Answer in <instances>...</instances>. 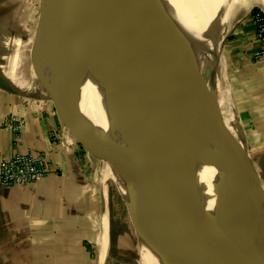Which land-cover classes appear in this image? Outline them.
Returning <instances> with one entry per match:
<instances>
[{"label":"crops","instance_id":"crops-1","mask_svg":"<svg viewBox=\"0 0 264 264\" xmlns=\"http://www.w3.org/2000/svg\"><path fill=\"white\" fill-rule=\"evenodd\" d=\"M36 3L0 0V166L17 153H41L51 172L31 185L0 186V264H97L106 217L109 235L106 192L88 132L33 64ZM254 29L249 17L230 30L216 72L221 64L230 111L224 120L247 148L264 191V56H255L261 43Z\"/></svg>","mask_w":264,"mask_h":264},{"label":"water","instance_id":"water-1","mask_svg":"<svg viewBox=\"0 0 264 264\" xmlns=\"http://www.w3.org/2000/svg\"><path fill=\"white\" fill-rule=\"evenodd\" d=\"M103 1L41 0L32 49L39 77L78 115L90 145L94 131L103 135L111 148L143 142L155 175L172 196L182 198L180 204L171 203L197 217L212 215L201 211L199 202L216 210L214 216L221 227L208 255L215 264H264V191L247 148L225 122L221 107L214 110L202 95L209 108L199 110L194 100L182 98L178 89L181 101L176 105L157 88L153 89L160 91L158 96L150 90L97 81L110 59L111 41L130 33L149 1L128 0L121 5L102 31L90 67L70 66L74 41ZM186 201L198 205L182 203Z\"/></svg>","mask_w":264,"mask_h":264},{"label":"bare ground","instance_id":"bare-ground-1","mask_svg":"<svg viewBox=\"0 0 264 264\" xmlns=\"http://www.w3.org/2000/svg\"><path fill=\"white\" fill-rule=\"evenodd\" d=\"M127 1L104 0L93 11L71 48L72 68L81 64L90 67L102 31ZM148 1L130 33L111 41L110 59L97 81L141 92L157 88L167 96L178 89L182 98L191 101L203 95L217 111L221 107L216 72L220 63L219 44L227 35L223 23L232 15L237 0ZM259 5L264 11V0ZM124 67L122 78L117 79ZM143 146V142H127L125 147H118L129 172L135 221L144 246L142 264H207L221 227L214 216L216 210L199 202L200 210L212 215L197 217L171 203L180 204L182 198L172 196L163 186L149 165ZM182 203L198 205L190 201ZM108 253L106 217L97 264H106Z\"/></svg>","mask_w":264,"mask_h":264},{"label":"rangeland","instance_id":"rangeland-1","mask_svg":"<svg viewBox=\"0 0 264 264\" xmlns=\"http://www.w3.org/2000/svg\"><path fill=\"white\" fill-rule=\"evenodd\" d=\"M259 1L260 0H237L234 7H232V15L227 18L228 21H224L223 23V28H227V35L237 23L242 22L249 17L252 19L256 13H261L264 16V11L259 7ZM39 12L40 5L39 3H36L34 11L35 18L38 17ZM231 22L233 25L230 24ZM225 37L219 44L221 64L224 55L223 45ZM221 64L217 77V95L221 101V113L227 117L230 111L229 106L225 101L226 98L224 96L221 81ZM206 84L209 87L208 79L206 80ZM150 91L154 92L157 96L160 92H157L155 89ZM166 99L176 105L181 101L177 89H175ZM194 104L199 110H207L209 108V106L205 104L202 95L194 98ZM226 121L229 120L227 119ZM86 124L94 131V128L88 121H86ZM94 133L93 144L89 151L94 152L92 161L95 163V173L97 174L99 184L105 189L106 202L109 208V253L106 264H142L144 246L141 238H139L137 230L129 172L125 168V161L119 154L118 147L111 148V143L103 135L96 131H94ZM117 167H119V169ZM123 171H126V173ZM208 264H215L211 256L208 257Z\"/></svg>","mask_w":264,"mask_h":264},{"label":"built area","instance_id":"built-area-1","mask_svg":"<svg viewBox=\"0 0 264 264\" xmlns=\"http://www.w3.org/2000/svg\"><path fill=\"white\" fill-rule=\"evenodd\" d=\"M255 29L254 39L261 43L255 51L257 58L264 56V16L256 13L252 18ZM13 130L20 135L21 125L15 124ZM51 167L41 153H17L6 157L0 166V186L5 188L22 187L37 183L47 177Z\"/></svg>","mask_w":264,"mask_h":264}]
</instances>
